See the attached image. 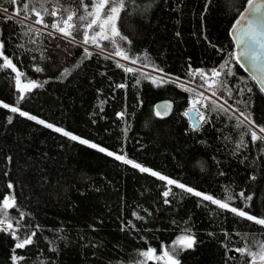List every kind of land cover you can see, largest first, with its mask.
Returning a JSON list of instances; mask_svg holds the SVG:
<instances>
[{
	"label": "trees",
	"instance_id": "trees-1",
	"mask_svg": "<svg viewBox=\"0 0 264 264\" xmlns=\"http://www.w3.org/2000/svg\"><path fill=\"white\" fill-rule=\"evenodd\" d=\"M33 2L41 14L43 8H56L58 17L44 18L49 25L66 19L69 11H83L78 0H32L26 19L21 4L0 0L4 54L23 73L22 81L41 85L20 99L16 73L0 69L1 101L204 194L222 199L231 193L233 206L264 218V140L251 141L247 121L238 126L244 119L240 111L264 126V94L229 55L235 54L229 31L246 0H127L117 22L127 40L116 37L115 46L101 42L107 50L99 55L95 47L69 43L70 38L51 27H37ZM74 22L79 27L75 17ZM74 35L82 39V31ZM117 47L129 62L162 69L158 72L198 87L200 74L190 72L220 70L225 86L215 89V97L223 102L217 106L228 112L211 111V102L204 101L209 122L194 130L184 115L194 88L144 70L126 72L118 60L123 58L112 54ZM162 100L172 103L167 115L155 109ZM240 192L253 196L249 207ZM6 195L15 199L9 220L15 223L23 212L22 223L36 235L31 245L14 251L13 236L0 231V264H13L14 255L23 257L17 264H138L142 250L151 247L160 253L184 229L196 243L178 252L180 264H249L247 254L234 250L257 246L258 251L264 244V226L0 104V201Z\"/></svg>",
	"mask_w": 264,
	"mask_h": 264
},
{
	"label": "snow or ice",
	"instance_id": "snow-or-ice-1",
	"mask_svg": "<svg viewBox=\"0 0 264 264\" xmlns=\"http://www.w3.org/2000/svg\"><path fill=\"white\" fill-rule=\"evenodd\" d=\"M12 4H21L22 10L25 13V18H30L28 15L29 4L32 0H9ZM211 3V0H208ZM80 7L83 11L77 15L76 11H69L66 19H54L49 25L45 22V16L58 17V12L56 8H52L49 11L47 8H43V4H41V8H43V14L40 11L36 10L35 3H32V12L35 14L37 19L34 21L36 24L43 25L44 28L51 27L53 30L60 32L64 37H68L69 43H76L79 46L90 45L98 49V55L104 53L107 49L101 43L103 41H108L110 44L115 46L117 44L116 37H119L120 40H127V37L123 36L118 27L117 22L121 18L122 11L126 10L127 0H78ZM246 7L239 11V18L235 20L232 25V33L233 38L237 41L238 46H243V52L241 55H244L246 58L250 59L253 62V66L255 67L256 61L259 60L258 53L256 51V46L264 48V44L260 43L258 39L260 32L258 28L262 22H264V12L261 11L264 8V0H246ZM4 12H7L8 9L4 8ZM67 11V10H66ZM16 15L20 14V10L15 12ZM74 17L77 21L80 22L79 27L74 22ZM9 20L12 19V16L8 17ZM22 23V21L20 22ZM98 29V30H97ZM32 31L31 28H29ZM35 31L39 32V29ZM82 31V39L77 40L74 32L80 33ZM91 32V34H90ZM52 33L50 32L49 35ZM18 47H23V45H19ZM4 42L0 40V58L3 59V63L0 64V69H11L13 73H16L15 82L20 91V99L25 98V91L30 92L33 88L40 87L36 81L30 80L28 83L24 84L23 87H20V77L23 75L16 65L12 62V59L4 54ZM84 53L86 56L91 57L92 53L89 51L88 47H84ZM116 56H120L125 60L130 59V57L124 52L122 48L117 47L116 51L112 53ZM110 54V55H112ZM233 59L239 63V57H237L234 53L229 54ZM104 59H109L110 56H104ZM135 63V60L131 61ZM228 62L226 61L224 65H221V69L227 67ZM117 67H122L119 62H117ZM243 67V65H241ZM36 72H41L43 69L36 67L34 69ZM156 71H163L162 69H154ZM126 72H133V68H126ZM69 70L64 69V73H68ZM196 73L200 74V78L202 83L199 85L201 88L207 89L211 96H216L217 92L216 88H223L224 82L219 80L221 76L220 70L213 68L208 72H204L203 70L197 69L195 72H190L189 75H195ZM63 74V73H62ZM227 75H234L232 71H229ZM179 78H177L178 80ZM252 79L256 82L259 90L264 92V76L254 75ZM139 81H137L138 83ZM155 83L156 81L153 80ZM117 87L123 88L125 85L120 84ZM185 91H188V88L184 87ZM195 95L193 99L190 101V107L184 112L186 117H189L191 126L194 130H197L199 126L204 123H208V117L205 112L201 110L208 109L209 105L204 101L211 102V111H222L227 113L228 108H225L223 105L217 106L216 100H211V96H205L204 92H196L195 89L192 90ZM243 91V90H241ZM247 91L251 92L252 88H248ZM230 96V93H229ZM222 99V97H220ZM228 101L225 100L224 104H227ZM200 105V107H197ZM3 108L9 109L11 113H18L21 117H26L30 120L36 121L39 124L45 125L46 127L53 129L58 133H62L64 136L69 137L73 141H79L81 144L88 145L91 148L98 149L100 152H106L108 156H114V158L118 161H121L125 164H130L134 168H138L141 172H150V174L154 177H157L161 181H166L168 185H175L176 187L191 193L194 196L202 197L204 201L211 202L212 205H216L221 210H226L236 217L245 219L250 222H254L256 225L264 226V218H258L255 215L250 214L248 211H245L244 208H238L232 205V202L236 199L231 193H228L222 199L215 198L213 195L204 194L200 191H197L191 187H188L182 183H179L176 180L170 179L166 176H163L155 171H152L146 167L141 166L140 164L134 163L132 160L128 159L124 155H117L111 151H106L105 148L99 147L95 143H90L88 140L82 139L72 133L65 131L59 127H55L51 123H46L43 120L38 119L36 116L29 115V113L21 110L18 106H10L7 103H3ZM231 107V105H229ZM162 109L163 111H159ZM168 105L158 106V114L163 115V113L167 112ZM236 111H239L236 109ZM118 115L122 116L123 113H118ZM239 116H243L244 119L239 121L238 126H242L245 121H247L252 127L248 129V134L251 137V141L255 143L258 140H264V126L257 125L254 121L250 119L249 116L245 115L244 112L240 111ZM12 116H8V122L11 123ZM232 117L230 116L229 119ZM239 120V117H237ZM251 179H256L255 176L250 177ZM13 185L11 183L8 184V188L11 189ZM171 192V188L167 191L163 192L164 197H168ZM239 197L244 201L245 207H249L250 202L253 199V196L249 195L245 197L244 192H240ZM166 204L169 203L167 199L164 201ZM15 207V199L10 195H6L2 201H0V216L3 218L0 219V231H8L10 235L13 236L16 243L14 245L15 249H24L26 246H29L33 243V237L36 235V232L29 231L31 225L23 224L22 221L25 218V214L23 212L20 213L19 218L15 220L13 223L8 218V210ZM135 215V213H134ZM137 219H142V217H137ZM38 227V226H37ZM185 234L177 236L176 239L172 242L170 248L166 246H162L161 252L158 254L157 250L154 248H147L142 250L139 254L143 258L138 264H148V262H153V264H158L160 261H164V264H180V261L177 259L178 252L180 250H187L192 248L196 243L194 236L190 234L189 229H184ZM19 233V234H18ZM257 246H251L248 248H237L234 251L247 254L249 257V264H257V260L259 264H264V244L258 246V251L255 250ZM23 257L13 256V264H17L18 260H22Z\"/></svg>",
	"mask_w": 264,
	"mask_h": 264
},
{
	"label": "water",
	"instance_id": "water-1",
	"mask_svg": "<svg viewBox=\"0 0 264 264\" xmlns=\"http://www.w3.org/2000/svg\"><path fill=\"white\" fill-rule=\"evenodd\" d=\"M246 6L247 5H245L244 7H246ZM261 11L264 12V8H262ZM238 18H239V15H238V17L236 19H238ZM258 31L260 32V35H259L258 39L260 40V43L261 44H264V22H262L260 24V26L258 28ZM229 33H230V36H231V38H232V40L234 42L235 55L237 57H239V65L240 66L243 65V67H241L243 69V71L246 74H248L251 78L254 75L264 76V48L259 47V45L256 46V51L258 53L259 60L256 61V65L254 67L253 66V62L250 59L246 58L244 55H241V53L243 52V46H238L237 41L233 38L232 26L230 28ZM263 94H264V92H263ZM165 104L168 105V110H167V112L163 113V115H167L171 111V109H172V103H171V101H169V100H162V101L157 102L156 105H155V109H156L157 113H158V106L165 105ZM188 108L189 107H187L186 110ZM159 111L162 112L163 110L160 109ZM187 118L189 119V117H187ZM257 264H259V261L258 260H257Z\"/></svg>",
	"mask_w": 264,
	"mask_h": 264
},
{
	"label": "built area",
	"instance_id": "built-area-1",
	"mask_svg": "<svg viewBox=\"0 0 264 264\" xmlns=\"http://www.w3.org/2000/svg\"><path fill=\"white\" fill-rule=\"evenodd\" d=\"M41 27V26H40ZM42 28V27H41ZM121 63H123L127 68H135V69H138V70H144V71H146V72H149V73H152V74H154V75H160V76H162V77H164V78H168V79H173V80H177V79H175V78H173V77H171V76H168V75H165V74H163V73H160V72H156V71H154V70H151V69H148V68H145V67H142V66H140V65H137V64H134V63H131V62H129V61H126V60H123V59H118ZM178 81L179 82H181V83H184V84H186V85H189V86H191V87H193L194 89H196V90H198L199 92H204V95L205 96H211V93H209L207 90H205V89H202V88H200V87H198V86H196V85H193V84H191V83H188V82H185V81H183V80H179L178 79ZM193 98H191V100H192ZM211 99H213V100H216V102H218V103H220V104H223V102L221 101V100H219L217 97H215V96H211ZM190 100V101H191ZM191 105L189 104L187 107H190ZM197 107H200V105H197ZM201 110H202V108H201Z\"/></svg>",
	"mask_w": 264,
	"mask_h": 264
},
{
	"label": "rangeland",
	"instance_id": "rangeland-1",
	"mask_svg": "<svg viewBox=\"0 0 264 264\" xmlns=\"http://www.w3.org/2000/svg\"><path fill=\"white\" fill-rule=\"evenodd\" d=\"M36 26L39 27V28L42 27V26L40 27L39 24H37ZM42 28H43V27H42ZM97 30H98V29H97ZM90 34H91V32H90ZM126 61H127V60H126ZM158 77H162V76L158 75ZM26 83H28V81H22V80L20 79V87H23V85L26 84ZM16 87H17V85H16ZM17 89H18V87H17ZM18 90H19V89H18ZM19 92H20V91H19ZM25 92H26V91H25ZM193 97H194V96H193ZM193 97H192V98H193ZM3 103H5V102H3V101L0 100V104L3 105ZM9 105H10V104H9ZM10 106H15V105H10ZM29 115H32V114L29 113ZM33 116H34V115H33ZM37 118H38V117H37ZM38 119H40V118H38ZM40 120H41V119H40ZM132 161H133V160H132ZM133 162H134V161H133ZM158 254H159V253H158ZM163 262H164V261H163Z\"/></svg>",
	"mask_w": 264,
	"mask_h": 264
}]
</instances>
